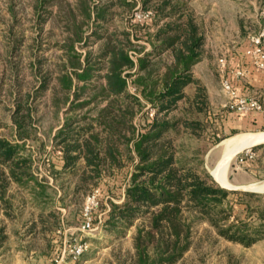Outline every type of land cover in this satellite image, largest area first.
Here are the masks:
<instances>
[{
    "label": "trees",
    "instance_id": "16d2710c",
    "mask_svg": "<svg viewBox=\"0 0 264 264\" xmlns=\"http://www.w3.org/2000/svg\"><path fill=\"white\" fill-rule=\"evenodd\" d=\"M120 2L124 10L117 13L101 9L95 0H77L76 6L43 1L46 7H58L54 28L64 35L54 68L43 76V88L52 92V107H69V116L53 138L58 150L49 152L51 173L63 181L64 198L99 191L94 225L104 213L106 229L117 237L142 221L136 225L131 264L183 261L194 248V229L201 223L218 238L244 247L264 240V207L245 202L264 195L221 187L204 168V155L179 148L178 141L201 139L205 131L202 120L191 118V107L202 113L208 106L206 90L193 76L205 56L203 23L184 0ZM139 4L153 13L151 19L133 20ZM43 5L40 20L42 14L52 16ZM116 17L121 23H114ZM140 42L148 43L151 51L145 53ZM42 65L39 62L40 73ZM132 86L140 97L131 93ZM190 87L194 95L187 93ZM144 104L156 108L162 118L147 120L138 133L134 121ZM175 111L182 116L171 117ZM257 115L228 109L221 120H256ZM14 125L17 143L0 144V212L13 221L30 198L39 211L31 233L38 227L41 234L52 233L59 217L47 214L48 186L34 174L32 158L22 153L26 140L37 139L31 109L19 105ZM45 146L40 145L42 152ZM121 173L125 180L120 185L116 178ZM14 185L17 194L11 193ZM106 193L120 197L106 206ZM6 238L1 235L0 245ZM58 241L62 245V238Z\"/></svg>",
    "mask_w": 264,
    "mask_h": 264
},
{
    "label": "rangeland",
    "instance_id": "374dc122",
    "mask_svg": "<svg viewBox=\"0 0 264 264\" xmlns=\"http://www.w3.org/2000/svg\"><path fill=\"white\" fill-rule=\"evenodd\" d=\"M43 1L0 0V144L10 146L17 143L14 114L19 105L25 110L31 109L37 139L26 140L22 153L32 158L34 174L47 184L48 194L51 196L50 203L47 205V214L54 212L59 217V223L56 231L52 233H39L42 227H38L36 233H31L32 222L37 220L39 211L32 205L30 198L24 208L21 206L22 209H17L16 214L19 218L13 221L0 212V237L2 234L7 236L6 241L0 245V264H48L53 257L55 245L59 244L58 248L61 245L58 239L64 240L65 235L74 242H85L89 245L85 255L75 264H131L135 252L133 241L136 225L142 221L137 220L134 227L117 237L106 229L103 223V213L99 216L100 222L96 224L95 232L80 233L83 210L90 193L70 195L64 198L63 181L56 179L51 173L49 165L53 155L49 152L57 149L53 138L69 116L67 115L69 107L63 106L59 111L54 109L51 89L43 88V76L49 68H54L57 57L61 54L57 50V44L64 37L60 29L54 28L53 30L52 24L43 22L44 14L40 20ZM184 1L192 10L191 0ZM243 3L242 19L239 17L236 20V6L233 1L226 0L224 5L220 0L221 6L227 10V32L230 38L240 42L234 44L236 47H243L249 37L256 33L253 23L255 0H243ZM140 8L143 9L142 5ZM192 12L194 13L193 10ZM194 15L201 21L197 14L194 13ZM204 35L206 36L205 33ZM140 44L146 47L145 53L151 51L148 43L140 42ZM234 45L230 44V47ZM227 48L226 45H218L212 39L210 42H205V56L194 67L193 76L199 85L205 88L208 106L202 113L198 112L196 107H191L194 115L191 118L202 120L205 131L201 139L196 137L186 140L184 138L185 140L178 141L181 150L191 155H204V168L211 176L222 159V143L225 140L239 134L264 133L262 114H258L256 120H221V116L231 104L222 87L218 64L219 59L225 57ZM39 62L43 64L41 73L38 72ZM50 84L54 87L53 81ZM130 91L140 97L133 86L130 87ZM194 92L193 87L187 89L190 95H194ZM144 105L134 121L138 133H141L148 125L147 120L155 119L158 115L162 118L156 108L149 104ZM25 113L26 111L23 114ZM152 113L154 116H151ZM76 114L78 113H72L70 116ZM170 116L177 118L182 116V113L175 111ZM216 140H219V143L215 145L213 142ZM40 145H46L45 151H41ZM247 149L235 155L230 163L227 179L231 187L246 189L264 182V144L253 147L252 160L246 164H239L238 159L244 156ZM123 180H125V175L121 173L117 176L116 182L121 185ZM16 188L15 185L12 186V194L18 193ZM118 194L124 195L125 189L119 191ZM257 194L264 195L263 192ZM104 195L106 206L109 205L110 199L116 200L120 197L108 193ZM27 196H29L28 193ZM245 202L251 204L253 208L264 207V198L246 199ZM15 204L18 206L19 202L16 201ZM50 219L53 222L54 217ZM193 240L194 249L182 264H202V261L205 264H215L226 246L213 230L202 223L195 227Z\"/></svg>",
    "mask_w": 264,
    "mask_h": 264
},
{
    "label": "crops",
    "instance_id": "0c3cea01",
    "mask_svg": "<svg viewBox=\"0 0 264 264\" xmlns=\"http://www.w3.org/2000/svg\"><path fill=\"white\" fill-rule=\"evenodd\" d=\"M62 1L63 4L68 2L72 6L77 5V0ZM232 1L236 6L235 19L237 18L236 20H238L239 17L242 19L241 17L244 14L243 0ZM263 1L264 0H255L254 3L253 18L255 20L253 23L256 33L259 32L262 25L261 9ZM222 2L225 5L226 0H222ZM95 3L101 7V9L107 7L109 12L115 11L120 13L124 10L120 0H95ZM190 3L192 5V10L201 18L203 23L206 34L205 42H210L212 39L218 45H226L228 48L225 50V57L228 59L230 66L236 70H244L247 72V75L243 80L236 82L239 89L247 94L264 92V73L255 70L246 58L245 50L247 43H245L243 47H236L234 45L235 43L240 42H236L233 38H230L229 33L227 32V10L221 6L220 0H191ZM45 5L46 3L43 6ZM44 9H48V12H52V16L45 13L43 20L49 25L52 24L51 26L54 28L55 16L59 11L58 7L56 5H48L47 7L45 6ZM114 23L119 24L121 22L117 18ZM230 44L234 46L230 47ZM228 120L232 119L228 118ZM221 241L224 242L226 246L215 264H264V240L258 241L250 247L234 244L224 239ZM193 249L186 254L185 258ZM184 260L177 264H182ZM202 264H205V262L202 261Z\"/></svg>",
    "mask_w": 264,
    "mask_h": 264
},
{
    "label": "built area",
    "instance_id": "2783aa9c",
    "mask_svg": "<svg viewBox=\"0 0 264 264\" xmlns=\"http://www.w3.org/2000/svg\"><path fill=\"white\" fill-rule=\"evenodd\" d=\"M140 6L139 4V7L136 8L133 20L135 22H143L151 19L153 13L143 10ZM261 19V29L248 39L245 56L255 70L264 73V1L261 9ZM218 64L224 93L231 101L228 109L242 115L262 114L264 116V92L247 94L242 92L236 83L243 80L247 72L232 68L226 57L220 58ZM151 116H154V113ZM252 149H247L244 156L238 159L239 164H245L253 159ZM99 208L100 192L93 191L87 196L85 202L83 222L79 228L80 233L88 234L97 230L96 225H94L93 214ZM88 247L87 243L74 242L65 235L60 250L49 264H75L85 255Z\"/></svg>",
    "mask_w": 264,
    "mask_h": 264
},
{
    "label": "bare ground",
    "instance_id": "6f19581e",
    "mask_svg": "<svg viewBox=\"0 0 264 264\" xmlns=\"http://www.w3.org/2000/svg\"><path fill=\"white\" fill-rule=\"evenodd\" d=\"M264 143V133L258 134H239L225 140L223 145L222 159L212 172L216 180L226 187H231L227 179V171L234 156L245 149H250ZM256 192L264 193V183L253 187Z\"/></svg>",
    "mask_w": 264,
    "mask_h": 264
},
{
    "label": "water",
    "instance_id": "95a60500",
    "mask_svg": "<svg viewBox=\"0 0 264 264\" xmlns=\"http://www.w3.org/2000/svg\"><path fill=\"white\" fill-rule=\"evenodd\" d=\"M263 144H264V143H263ZM260 145H262V144H260ZM255 147H256V146H255ZM212 176H213L214 181H215L217 184H219L221 187H223V188H225V189H228V190H230V191L250 192V193H260V192H256V191H254V190H252V189H253V187L259 186L260 184L264 183V182H261V183L254 184V185H252V186H250V187H248V188H246V189H239V188H234V187H226V186H223L222 184H220V183L216 180V178H215V176H214L213 173H212Z\"/></svg>",
    "mask_w": 264,
    "mask_h": 264
}]
</instances>
